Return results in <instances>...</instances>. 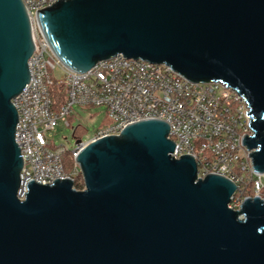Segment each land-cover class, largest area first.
Here are the masks:
<instances>
[{"label": "water", "instance_id": "1", "mask_svg": "<svg viewBox=\"0 0 264 264\" xmlns=\"http://www.w3.org/2000/svg\"><path fill=\"white\" fill-rule=\"evenodd\" d=\"M38 15L74 72L123 55L235 90L252 118L244 145L264 174V0H58ZM33 52L22 1L0 0V264H264V200L230 209L236 185L198 180L192 157L172 158L162 121L89 141L77 156L82 191L32 181L21 201L13 100Z\"/></svg>", "mask_w": 264, "mask_h": 264}, {"label": "built area", "instance_id": "2", "mask_svg": "<svg viewBox=\"0 0 264 264\" xmlns=\"http://www.w3.org/2000/svg\"><path fill=\"white\" fill-rule=\"evenodd\" d=\"M31 28L34 52L29 60L30 79L14 100L18 113L15 140L23 158L18 198L23 201L27 185L53 184L71 180L76 188L83 175L77 156L87 143L73 150L53 147L47 134L59 123L70 126L73 108L103 107L108 124L91 140L120 136L131 125L162 121L170 128L174 159L192 157L197 179L216 175L237 187L230 209L241 210L248 199L264 200V174L256 173L253 151L244 145L253 136L247 102L235 90L220 82H193L170 66L118 55L98 62L87 72L70 70L47 42L39 11L58 0H21ZM73 155V171L65 170L63 157ZM82 189V190H83ZM78 190V189H77ZM79 190V191H82ZM253 196H249V191Z\"/></svg>", "mask_w": 264, "mask_h": 264}, {"label": "rangeland", "instance_id": "3", "mask_svg": "<svg viewBox=\"0 0 264 264\" xmlns=\"http://www.w3.org/2000/svg\"><path fill=\"white\" fill-rule=\"evenodd\" d=\"M68 122L69 127L59 123L54 131L47 134L53 147L64 146L68 150H73L78 138L85 143L91 141L99 130L107 126V112L103 107L75 106L73 115L68 117Z\"/></svg>", "mask_w": 264, "mask_h": 264}, {"label": "trees", "instance_id": "4", "mask_svg": "<svg viewBox=\"0 0 264 264\" xmlns=\"http://www.w3.org/2000/svg\"><path fill=\"white\" fill-rule=\"evenodd\" d=\"M80 139V138H78ZM63 161H64V166H65V170L70 173L73 171V164H74V160H73V155L69 152V153H66L63 157ZM80 178L78 179V184H76V188L78 190H82L83 189V185L80 183ZM248 195L249 196H253V192L250 190L248 192Z\"/></svg>", "mask_w": 264, "mask_h": 264}]
</instances>
